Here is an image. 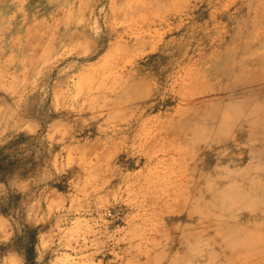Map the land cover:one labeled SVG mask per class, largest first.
Listing matches in <instances>:
<instances>
[{"label": "rangeland", "instance_id": "374dc122", "mask_svg": "<svg viewBox=\"0 0 264 264\" xmlns=\"http://www.w3.org/2000/svg\"><path fill=\"white\" fill-rule=\"evenodd\" d=\"M0 264H264V0H0Z\"/></svg>", "mask_w": 264, "mask_h": 264}, {"label": "bare ground", "instance_id": "6f19581e", "mask_svg": "<svg viewBox=\"0 0 264 264\" xmlns=\"http://www.w3.org/2000/svg\"><path fill=\"white\" fill-rule=\"evenodd\" d=\"M232 186L230 187H227V186H223L221 184L217 185L216 184V190L214 191L215 194H216V199H215V205L218 206V207H224L225 209H228L227 206H229L228 204H226V201L228 200L229 197L232 196V194L234 193V190L231 188ZM243 196L247 199V207L250 208L253 206V202H254V199L252 198H249V196H247L244 192H242ZM247 230V229H246ZM237 231V230H236ZM242 231V230H241ZM245 231V230H244ZM255 231V230H254ZM238 232V231H237ZM256 232V231H255ZM225 233H226V236L228 238V241L231 243V244H235V243H239V241H241L240 237L237 236V235H234L232 233V231L230 230V228H226L225 229ZM252 232L251 231V234H249L248 238L243 242L247 247H252V245L255 243V236L252 235ZM242 234V233H241ZM244 235V234H243ZM257 236V235H256ZM198 245H200L199 243H197V247ZM235 247V246H234ZM246 247V248H247ZM238 248V247H237ZM241 248V247H240ZM241 251V250H240ZM243 251V250H242ZM246 253L248 251H245ZM250 254V253H249ZM212 259V258H211Z\"/></svg>", "mask_w": 264, "mask_h": 264}]
</instances>
